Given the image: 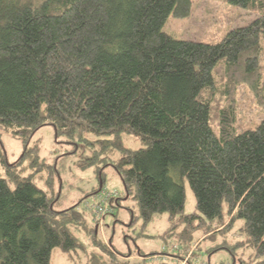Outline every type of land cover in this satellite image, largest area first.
Listing matches in <instances>:
<instances>
[{"label":"trees","instance_id":"1","mask_svg":"<svg viewBox=\"0 0 264 264\" xmlns=\"http://www.w3.org/2000/svg\"><path fill=\"white\" fill-rule=\"evenodd\" d=\"M218 1L257 16L207 44L162 30L169 16L187 17L192 0H0V135L23 145L0 177V264H50L55 248L86 253L78 233L94 249L86 264H128L98 238L88 202L55 208L63 182L29 146L45 125L57 141L92 147L80 169L119 154L111 165L123 194L106 213L120 198L144 222L165 213L180 245L173 257L188 254L197 231L211 238L238 225L233 260L248 248L243 264H264V0ZM253 110L262 116L244 128ZM122 135L141 147L126 148Z\"/></svg>","mask_w":264,"mask_h":264},{"label":"rangeland","instance_id":"2","mask_svg":"<svg viewBox=\"0 0 264 264\" xmlns=\"http://www.w3.org/2000/svg\"><path fill=\"white\" fill-rule=\"evenodd\" d=\"M256 16V13L222 1L192 0L189 15L185 18L169 16L162 30L175 39L213 44L219 42L228 31L249 24ZM247 97L248 95H243L241 102L247 104ZM261 116L262 113L258 110L245 113L242 126L252 128ZM89 140L94 141L92 136H89ZM122 143L126 148L133 150L141 147L139 140L131 135H122ZM34 145L38 147V157L41 160L56 166L63 182L61 198L55 205L57 210L74 203H77L79 208H84L86 202L93 203V199L98 197V203L101 201L100 196L106 194L116 193L118 197L114 196L113 199L122 197L123 186L120 177L111 165L119 157L118 153L109 157L106 166L99 162L89 168L80 169L76 163L82 157L90 156L92 147L82 143L75 146L63 137L57 141L54 129L49 125L42 126L35 132L29 141L30 147ZM0 152L6 155L7 160L6 163L0 160V177H3L6 165L14 163L22 156L23 145L10 134L2 133ZM100 172L103 173V184L99 178ZM38 186L40 187V184ZM183 187V213L191 214L196 211L195 199L186 181L183 182ZM109 206L112 207V212L98 219V238L107 244L110 241L111 250L128 264H180L181 260H186V264H243L252 254L251 249L238 248L233 252L236 256L233 260L228 248L243 237L237 233L236 225L229 233H215L211 238H204L202 232L197 231L188 254L184 258L173 257L180 250V245L175 236L167 235L170 225L165 213L157 214L144 222L139 217L137 205L132 199L120 198L119 204L112 201ZM77 237L85 245L86 253L66 254L55 248L51 251L50 264H86L88 255L94 249L84 235L78 233ZM218 246L222 247L214 250Z\"/></svg>","mask_w":264,"mask_h":264},{"label":"built area","instance_id":"3","mask_svg":"<svg viewBox=\"0 0 264 264\" xmlns=\"http://www.w3.org/2000/svg\"><path fill=\"white\" fill-rule=\"evenodd\" d=\"M114 196L116 197L118 195L115 193L114 195H111V194L107 195L106 194V196H100L101 201H99V203L96 202L98 197L97 198L95 197L93 199V203H88L86 207H87V209L95 212L94 216L101 217L106 212L109 211V209L106 206V203L110 197H114ZM180 264H186V260H181Z\"/></svg>","mask_w":264,"mask_h":264}]
</instances>
